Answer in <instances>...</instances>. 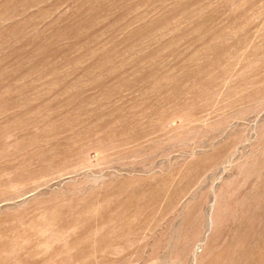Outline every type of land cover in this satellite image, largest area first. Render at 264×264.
Masks as SVG:
<instances>
[{
	"label": "rangeland",
	"instance_id": "rangeland-1",
	"mask_svg": "<svg viewBox=\"0 0 264 264\" xmlns=\"http://www.w3.org/2000/svg\"><path fill=\"white\" fill-rule=\"evenodd\" d=\"M0 264H264V0H0Z\"/></svg>",
	"mask_w": 264,
	"mask_h": 264
}]
</instances>
